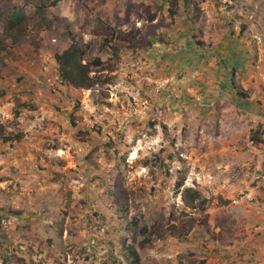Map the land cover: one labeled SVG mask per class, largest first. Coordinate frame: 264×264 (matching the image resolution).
Returning a JSON list of instances; mask_svg holds the SVG:
<instances>
[{"label":"rangeland","instance_id":"1","mask_svg":"<svg viewBox=\"0 0 264 264\" xmlns=\"http://www.w3.org/2000/svg\"><path fill=\"white\" fill-rule=\"evenodd\" d=\"M12 4L27 32L10 46L0 16V264H127L131 220L163 233L134 244L138 264H264V0H177L174 15L171 0H0V13ZM69 35L113 66L93 70L108 83L61 84Z\"/></svg>","mask_w":264,"mask_h":264},{"label":"trees","instance_id":"2","mask_svg":"<svg viewBox=\"0 0 264 264\" xmlns=\"http://www.w3.org/2000/svg\"><path fill=\"white\" fill-rule=\"evenodd\" d=\"M57 2L51 3V6H56ZM177 7V0H171V8L169 12L171 15L175 14V8ZM39 14H44L45 8L39 7ZM0 16L5 22V35L10 38V46L19 45L24 38L27 28L25 26L26 16L22 11V7L17 5H9L5 10L1 11ZM70 45L67 49L54 55V61L57 65L58 79L62 85L72 87L74 89L89 90L94 88L97 84L108 83L107 80H101L93 73L94 69L101 68L113 70V66L105 64L99 57L86 61V50L79 44L77 39L72 35H69ZM106 44H109L106 41ZM6 46L0 43V53L5 51ZM110 50L112 55L117 58V47L111 46ZM263 131L257 128L250 133V141L252 144L262 143L260 136ZM22 135H15L14 137H3L2 141L12 144L21 140ZM184 196L189 198L188 204L192 208H204L205 200L201 199V196L196 191L191 189L184 190ZM127 230L132 239V244L128 245L123 243L125 237L121 236L119 239L120 251L122 253V259L127 264H138L139 256L137 254L134 244L140 247H145L151 243V238H161L162 235L159 230L155 228V225L147 227L146 225H139L138 220H131L128 224ZM169 234L176 235L175 227H171ZM163 234V233H162ZM137 236H142L141 241H137Z\"/></svg>","mask_w":264,"mask_h":264},{"label":"built area","instance_id":"3","mask_svg":"<svg viewBox=\"0 0 264 264\" xmlns=\"http://www.w3.org/2000/svg\"><path fill=\"white\" fill-rule=\"evenodd\" d=\"M257 41L260 42V39L258 38ZM92 236H93V237H92V239H91V242H92V243H95V235H92Z\"/></svg>","mask_w":264,"mask_h":264},{"label":"crops","instance_id":"4","mask_svg":"<svg viewBox=\"0 0 264 264\" xmlns=\"http://www.w3.org/2000/svg\"><path fill=\"white\" fill-rule=\"evenodd\" d=\"M262 262H264V258H263V261Z\"/></svg>","mask_w":264,"mask_h":264}]
</instances>
